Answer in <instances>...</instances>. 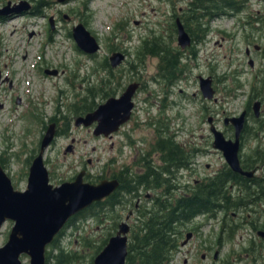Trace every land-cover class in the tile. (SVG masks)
<instances>
[{
  "label": "rangeland",
  "instance_id": "obj_1",
  "mask_svg": "<svg viewBox=\"0 0 264 264\" xmlns=\"http://www.w3.org/2000/svg\"><path fill=\"white\" fill-rule=\"evenodd\" d=\"M25 1L31 4L30 12L12 11L0 18V79L7 76L0 82V165L11 179L14 189L25 187L31 158L28 156L36 152L38 137L43 132L42 126L48 123L50 115L61 121L64 115L71 121L69 125L60 123L59 128L65 127V133L56 135L42 152L48 182L51 184L70 179L82 164L89 174L94 176L103 173L104 176L99 179L107 177V171L116 170L132 159V143L144 145L140 137L152 133L153 126L147 122L156 118L166 124L168 132H172L173 137L184 147H199L198 153L192 157L190 168L177 171L176 180L179 184L191 186L192 178L213 173L224 163L220 151L211 147L212 136L207 117L213 115L217 127L224 135L231 136L226 133L227 125L222 123V118L224 115H236L243 108L245 93L241 92L246 91V77L249 76L248 73L237 71L233 76H239L237 79L242 84L241 88L236 87L235 92L226 88L231 82L228 74L236 67V61L243 58L241 39L245 31L239 26L238 16H243L245 11L263 14L264 0H250L243 11L237 14L212 18L208 22L209 32L194 47L195 57L187 58L181 79L170 87L155 79L156 56H146L140 63L133 59V51L140 40L152 34L160 35L172 46L175 44V34L170 43L167 40L169 34L171 36L169 19L173 12L167 0ZM19 2L21 0H0V8ZM184 2L177 0L176 6ZM49 17L52 18V29L48 23ZM76 22H82L97 39L100 48L93 52V58L75 48L72 36L67 34ZM256 33L260 34L256 31L254 35ZM108 43L125 53V58L118 65L121 72H114L120 74L122 85L136 80L140 87L132 96L134 107L131 118L120 126V131L112 132L107 137L94 135L93 123L74 125L75 114L71 104L83 96L85 86L94 83L103 74L96 61L116 51H109ZM45 68H55L58 73L45 74ZM238 68L248 69V64ZM199 74L213 77L214 100L202 97L198 89L199 78H196ZM104 99L95 96L94 102L97 104ZM259 110V115L264 116V102L260 104ZM249 121L248 117L246 122ZM253 142L252 137L245 138L240 153H247ZM69 143H73L74 150H67ZM111 159H114L113 162H110ZM180 173L184 176H179ZM181 187L185 190L187 186ZM127 210L126 207H116V211L120 212L118 222ZM194 219L201 225L198 233L189 240V246L196 248L195 255L188 260L189 264L210 263L209 256H200L206 245L211 246L210 255L218 250V258H228L232 264H264V243H256L260 238L253 228L243 224L234 237L225 240L222 236V244L216 246L218 222L200 215L194 216ZM127 221L131 224L133 216ZM257 221L264 224V214ZM11 223L9 219L1 223L0 245L6 240ZM106 224V220L97 224L91 217L76 219L74 225L66 226L62 232L61 245L80 248L83 254L80 264H85L90 259L91 248L79 240L82 235L99 237ZM249 239L259 246V254H262L257 255L252 263L240 252L241 246ZM181 251L190 254L185 246ZM181 258L173 253L172 259L164 264H185ZM20 260V264H28L26 254L20 255Z\"/></svg>",
  "mask_w": 264,
  "mask_h": 264
},
{
  "label": "trees",
  "instance_id": "obj_2",
  "mask_svg": "<svg viewBox=\"0 0 264 264\" xmlns=\"http://www.w3.org/2000/svg\"><path fill=\"white\" fill-rule=\"evenodd\" d=\"M167 1L170 3L171 9H173L171 17L177 16L184 30L190 35V44L186 45L185 48H181L178 44L172 46L165 42L160 35L152 34L150 37L140 40L133 51V59L140 63L146 56H156L155 79L160 80L164 86L170 87L181 79L186 69L187 58L195 57L196 50L194 47L209 32L208 22L214 17L231 15L241 9L242 0H185L184 4L177 6V0ZM169 20L171 36L169 34L170 38H167V40L170 43L176 33V23L174 18ZM67 34L68 36L70 35V30L67 31ZM107 46L109 51L116 50L113 44L108 43ZM75 48L77 47L75 46ZM77 49L79 50V48ZM94 54H88V56L93 58ZM96 64L104 72L97 81L85 86L83 97L79 101L72 102L71 108L74 114H83L95 108V96L107 98V96L114 95L118 89L124 88L129 83L122 85L119 80L120 74L118 73L121 72V69L118 66L113 69L109 64L107 55L97 60ZM116 71L118 72L114 73ZM258 97L264 102V69L260 72L257 85L253 86L252 93L247 97L246 108L249 109L252 99ZM30 115L34 116L33 113H30ZM62 118V124L68 125L67 121L69 119L64 118V116ZM249 118L250 121H259L263 120L264 116H255L250 110ZM48 119L56 123L61 120L54 115H50ZM243 122L239 132L241 141L248 138V136L254 137L256 135L255 131L262 126L260 125L261 122H259L258 125L253 127L246 122V118ZM147 124L153 126L154 130H156L155 138L157 140L149 145L150 148L147 149L146 153L150 154L153 147L158 149L160 157L164 161H168V158L172 160L175 174L180 167L190 168L193 162L192 157L198 153L199 147L193 145L184 147L180 141L178 142L173 137L172 132L165 135L166 139H164L163 133H167L168 129L166 124L159 118L150 120ZM61 129L58 130L62 131ZM226 129L228 130V132L226 131L228 135H233L230 126L229 128L226 127ZM28 157H31V155ZM239 157L242 167L250 168L256 161L262 162L264 160V150L250 149L247 153L239 152ZM113 160L111 159L110 162H113ZM134 163V160H132L129 166L123 165L116 170L112 169L113 174L111 175H115L118 181L116 187L109 194L99 198V200L92 201L88 206L78 210L77 213L65 220V224L54 233V237L45 245L44 264H80V257H83V254L79 251L80 248L73 249L62 246L61 234L66 226L74 225L76 219L84 220L89 217L93 218L97 224L102 223L104 220L107 221L99 237L91 238L82 235L79 240L83 245L91 248L90 259L85 264H92L94 254L102 248L118 224V219L120 218V212L116 211L118 206L121 209L123 207L134 209V221L127 230V251L124 264H164L168 262L176 249L178 238L182 235V228L190 220L194 219V216L198 215L214 217L219 210L223 211L225 217L217 227L216 246L222 244V236L225 240H229L242 227L243 224L241 222H232L230 211H236L237 208L240 209L241 207L243 213H240V216L242 218L247 216L244 211L253 212L251 214L253 216L247 219V223H244V225H248L254 230L258 229V227L264 230V224L255 218V213L260 212L259 203L262 204L264 209V180L256 181L254 185H252L251 181H238L237 178L243 176H237L227 164H223L213 174L203 175L199 181L192 182L191 186L186 187L181 192H176L179 189V185L177 180H174L175 196H173L170 191L171 184L167 180H163L160 177V172L155 171L153 166H148L150 165L148 158L146 159V172L151 174L142 182L137 179L138 176L134 172ZM101 176H104L103 173L94 176L87 173L85 178L95 182ZM229 181H233L238 185L237 191H231L227 184ZM146 189L152 190L153 194L146 198L143 197L142 204L134 208L133 204L136 196L142 194L141 192ZM257 242L264 243V236ZM258 247L252 239H249L248 242L241 246L240 252L247 258L248 262L252 263V261L254 262L257 259V255H262L259 254ZM260 247L262 246L260 245ZM220 264L232 263L228 258H223Z\"/></svg>",
  "mask_w": 264,
  "mask_h": 264
},
{
  "label": "water",
  "instance_id": "obj_3",
  "mask_svg": "<svg viewBox=\"0 0 264 264\" xmlns=\"http://www.w3.org/2000/svg\"><path fill=\"white\" fill-rule=\"evenodd\" d=\"M28 6L29 3L21 0L13 9L19 11ZM9 10L8 5H5L0 8V13H8ZM174 20L176 43L184 48L190 44V36L178 17ZM49 26L53 28L51 17H49ZM70 35L75 46L88 54H93L100 48L96 37L82 22L72 24ZM107 58L110 66L115 67L124 58V54L116 50ZM43 72L57 73L54 68H45ZM197 78H199L198 88L201 95L207 99L212 98L214 93L212 78L200 74ZM137 87L138 81H130L118 95H109L104 101L97 103L93 110L85 112L84 115H76L74 123L87 125L95 122L92 128L93 134L107 136L130 117L133 106L131 97ZM257 106L258 102H255L253 110L256 116H258ZM244 115L245 111L242 110L236 116H224L222 119L223 123L229 121L233 125V138L225 137L222 131L212 124L210 116L207 117V122L213 135L211 146L221 151L230 169L249 176L252 171L241 169L237 157L239 132L244 123ZM44 131L39 140V150L28 164L27 179L23 189H14L11 179L0 166V225L7 219L12 221L7 239L0 245V264H20L19 256L22 253L28 256V264H44V245L65 224V220L92 201L109 194L118 183L115 177L101 178L98 182L85 181L82 176L83 170L76 172L73 179L58 184L49 183L42 151L53 136V123H50ZM128 227L125 220L118 223L113 235L109 236L102 248L94 254L92 264H124ZM258 233L263 236L264 231L259 230Z\"/></svg>",
  "mask_w": 264,
  "mask_h": 264
},
{
  "label": "flooded vegetation",
  "instance_id": "obj_4",
  "mask_svg": "<svg viewBox=\"0 0 264 264\" xmlns=\"http://www.w3.org/2000/svg\"><path fill=\"white\" fill-rule=\"evenodd\" d=\"M249 1L250 0H242V4H241V6H242V8L241 9H239V10H237V11H235L233 14H237V13H239V12H241V11H243V9L246 7V5L247 4H249ZM14 5H15V3H12V4H10V6H8V8L10 9L11 8V10L8 12V13H0V18L2 17H6L8 14H10V12H12V11H14L15 12V10L13 9V8H15L14 7ZM31 6V4H29V7ZM28 7V8H29ZM31 8V7H30ZM30 8L28 9V10H25L24 9V11L26 12V11H29L30 12ZM27 9V8H26ZM255 10V9H254ZM22 11V9L21 10H19V12H21ZM258 11V10H257ZM232 14V15H233ZM170 17H171V15H170ZM175 17H177V16H173V17H171L172 18V20H173V18L175 19ZM238 22H239V26H241L243 29H244V36L242 37V39H241V44H242V52H243V54H242V56H243V58L242 59H240L239 61H236V67H234V69H232L231 71H230V73L228 74V77L230 78V80H231V82L228 84V85H226V88H230L229 90H234L233 92H235L236 91V89L238 88H241V83L238 81V75L237 74H235L234 76H233V74L234 73H237V71H241V74H246V73H248V75L249 76H247L246 77V83H245V85H246V91H242L241 93H245V100H244V103H243V108L241 109V110H243V111H245V114H246V119L249 117V113H250V110L252 111V113L254 114V110H253V105H254V103L255 102H258V106H257V110H258V115H259V106H260V104L263 102L262 101V99L261 98H254V99H252V101H251V104H250V108L248 109V108H246V103H247V97H248V95L249 94H251L252 93V91H253V86H255V85H257V82H258V79H259V77H260V72H262V69H264V66H263V62H264V13L263 14H260V13H257L256 11L254 12V14L252 13V12H250V11H245V13H244V15L243 16H238ZM253 30L256 32V31H259L260 32V34H258V33H256V35H254V33L255 32H253ZM122 53L123 54H125L124 53V51H122ZM125 58V57H124ZM123 58V59H124ZM122 59V60H123ZM245 63L246 64H248V69H239L238 68V66L240 67V66H245ZM120 64V63H119ZM118 64V65H119ZM259 64V65H258ZM117 65V66H118ZM117 66L116 67H112L113 69H116L117 68ZM263 66V67H262ZM210 77H212L211 75H209ZM4 78H7V76H5V77H3V79ZM3 79H0V82L1 81H3ZM212 81H213V77H212ZM235 81H237L236 83H235ZM9 85H10V82H9ZM237 87V88H236ZM123 89V88H122ZM121 89V90H122ZM119 90V89H118ZM121 90H119L118 91V93L121 91ZM230 93V92H229ZM240 93V94H241ZM236 94V93H235ZM115 95H118V94H115ZM83 97V96H82ZM79 99H81V97L79 98ZM74 102H77V101H74ZM133 107H134V105H133ZM133 110V109H132ZM132 110H131V112H132ZM85 113V112H84ZM84 113L83 114H75V116L76 115H84ZM255 115V114H254ZM64 116V115H63ZM75 116H73V124L75 125V123H74V117ZM256 116V115H255ZM49 118V117H48ZM47 118V119H48ZM130 118H131V113H130ZM129 118V119H130ZM128 119V120H129ZM49 120V119H48ZM127 120V121H128ZM58 122L59 123H56L55 121H48V123H46V125L44 126H42L43 127V132L39 135V137H38V141H37V143H38V145H37V149H36V152L33 154H30V155H32L31 156V158H30V160L36 155V153L38 152V150H39V140H40V138H41V136H42V134L45 132L44 130L48 127V125H50V123H53V136H52V138H51V140H50V143H51V141L53 140V138L56 136V135H58V134H62V133H65V128L64 129H61L62 131H59L58 129H60L59 127H60V123H61V120H58ZM70 120H69V122H68V125L70 124ZM126 122V121H125ZM125 122H123V123H121L120 124V126H122ZM259 122H261V124L260 125H262L261 127H260V129L259 130H256L255 131V133H256V135L253 137L252 136V139L254 140V144H251V146L249 147V150L250 149H262V150H264V119L263 120H259V121H256V120H252V121H249V123L254 127L255 125H258L259 124ZM93 125H94V123H93ZM227 126H225V127H227V128H229V126H230V128L232 129V134H233V127H232V124L231 123H228V124H226ZM120 126L118 127V130H116L115 131V133L117 132V131H120L119 129H121L120 128ZM155 131L156 130H154V128H152V133L151 134H148L147 136H144L143 135V137H140V142L141 143H143L144 145L143 146H136V145H134V143H132V147H133V156H132V159H130V161L128 162V163H123V164H121V167L123 166V165H130V162L132 161V160H134V172H135V174H137V179L140 181V182H142V180L144 181L145 180V178H148V175L149 174H151V173H147L146 172V169H147V165H146V159L148 158L149 159V162H150V165H148V166H153L154 168V170L155 171H158V172H160V177L163 179V180H167L168 181V183H170L171 184V189H170V191H171V194L173 195V196H175L174 194H175V186H173L174 184H173V181L174 180H176L175 179V172H174V167H173V163H172V160H170L169 158L167 159L168 161H164V159H162L161 157H160V152H159V150L158 149H155L154 147L152 148L153 150H152V152L150 153V154H148V153H146L148 150L147 149H149L150 148V144H152V143H155V141L157 140L156 138H155ZM168 133L169 132H167V133H163L164 134V136H163V138L164 139H166V137H165V135H168ZM113 133H110V134H108V136H111ZM100 135V134H99ZM107 136V137H108ZM231 138H233L234 137V134L233 135H231L230 136ZM159 138L161 139V137L159 136ZM70 141H72V140H70ZM50 143L48 144V146L50 145ZM72 144L73 143H69L67 146H66V148H67V150H70V151H72V150H74V147H72ZM241 144H242V141H241V138H239V146H240V149H241ZM69 147V148H68ZM65 148V149H66ZM240 149H239V152H240ZM33 151V150H32ZM43 152V151H42ZM247 152H249V151H247ZM238 157H239V153H238ZM239 164H240V166H241V168L242 169H244V170H246V171H252V173L248 176V175H245V174H243V173H241L240 171H235V170H233L234 171V173H236V175L238 176H243V177H238L237 179H238V181L240 180L241 182H243V181H251V183H252V185H254L255 184V182L256 181H262V180H264V160L262 161V162H259V161H256L255 163H253L251 166H250V168H244V167H242V164H241V161H240V157H239ZM222 165L223 164H221L219 167H222ZM219 167H217V168H219ZM216 168V169H217ZM181 169H188V168H179V169H177V171H180ZM215 169V170H216ZM80 170H83V175L82 176H84V178H85V175L88 173V169L85 167V165H80ZM128 170V169H127ZM176 171V172H177ZM215 172V171H214ZM213 172V173H214ZM213 173H209V174H213ZM89 174V173H88ZM111 174H113L112 173V171L110 170V171H107V173L105 174L106 176H107V178H112V177H115L116 178V176L115 175H111ZM181 174L182 173H180V175L179 176H181ZM182 176H184L183 174H182ZM71 178H73V177H71ZM70 178V179H71ZM202 178V177H201ZM180 180V179H179ZM186 180H187V178H186ZM200 180V178H198V177H196V178H192L191 179V183L193 182H196V181H199ZM177 183H178V181H177ZM140 184V183H139ZM227 184L229 185V188H231V191H233V190H236L237 191V188H238V185L236 184V183H234L233 181H229V182H227ZM178 185H179V189H178V191H183L184 190V188L183 187H181V185H185V186H187V187H189V185L187 184V183H181V184H179L178 183ZM142 194H138L137 196H136V198H135V202H134V204H133V207L135 208V207H137V206H139V205H141L142 204V198L143 197H149L151 194H153L152 193V190H150V189H146L144 192H141ZM253 207V206H252ZM258 207H259V210H260V212L258 211V212H256L255 213V218L257 219V220H259L260 218H262L263 217V214H264V209H263V206H262V204L261 203H259V205H258ZM128 210H127V212L125 213V215H124V217H123V219H125L126 221L131 217V216H133V214H134V209L133 208H127ZM240 212H242V210H241V207H240V209H238L237 208V210L236 211H230V213H231V216H232V222H234V223H240L241 222V224H244V223H247V219H249L251 216H253V215H251L253 212H250L249 213V211H244V213L247 215L246 216V218H242V216H240ZM202 217H208V218H211V219H214V222L215 223H217V227L219 226V224L220 223H222V221H223V219H224V217H225V215H224V213H223V211H221V210H219L218 211V213H217V215L216 216H214V217H209V216H202ZM129 222V221H128ZM200 223V222H199ZM199 223H197L196 222V220L194 219H192V220H190L187 224H186V228L184 227V228H182V235L178 238V240H177V242H178V244H177V246H176V249H175V251H174V253H177V255H179V256H182V258H181V260H182V262L184 263L185 262V264H189V262H188V260L190 259V257H192V255H195V249L193 248H191L190 246H189V240L194 236V235H196L197 233H198V231H199V229H198V227L201 225V224H199ZM241 229V228H240ZM239 230V229H238ZM263 230V229H262ZM259 231V228L258 229H256V232H258ZM238 232V231H237ZM236 232V233H237ZM236 235V234H235ZM263 236H264V234H263ZM262 236V237H263ZM216 237V236H215ZM186 247V250L190 253V254H186V253H182V251H181V249L183 248V247ZM204 251L203 252H201L200 253V256H201V258H203V257H206L207 258V256H209L210 257V263L209 264H220V261L223 259V258H221V259H219L218 258V250H214L213 252H212V254L210 255V249H211V246L210 245H206V246H204V248H202ZM172 259V258H171ZM170 259V260H171ZM208 264V263H207Z\"/></svg>",
  "mask_w": 264,
  "mask_h": 264
}]
</instances>
